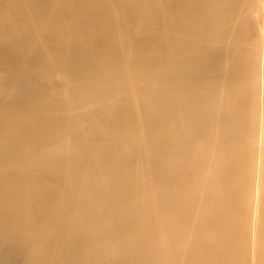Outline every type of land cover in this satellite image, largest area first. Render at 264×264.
I'll list each match as a JSON object with an SVG mask.
<instances>
[{
  "label": "bare ground",
  "instance_id": "1",
  "mask_svg": "<svg viewBox=\"0 0 264 264\" xmlns=\"http://www.w3.org/2000/svg\"><path fill=\"white\" fill-rule=\"evenodd\" d=\"M0 264H264V0H0Z\"/></svg>",
  "mask_w": 264,
  "mask_h": 264
},
{
  "label": "rangeland",
  "instance_id": "2",
  "mask_svg": "<svg viewBox=\"0 0 264 264\" xmlns=\"http://www.w3.org/2000/svg\"><path fill=\"white\" fill-rule=\"evenodd\" d=\"M15 30L18 31V32L21 31L20 28H16ZM116 77H119V75H115V76H113V78H116ZM113 78H112V79H113ZM123 78H125V79L128 80V81H132V82L140 83V84L146 86V87H147L148 89H150L152 92H156V91H158V90H160V89H169V88H167V87H165V88H159L157 85H154L152 82H151V83H148V82L144 81L143 79H139V78H137V77H135V76H130V75H128V74L123 75ZM104 82H105L106 84H108L110 81H109V80H104ZM147 83H148V84H147ZM39 95H41V92L39 93ZM20 98H23V97H22V96H16V97H15V99H20ZM29 154H30V153H25V154H24V155L26 156V159H29L31 156H33V154H31V155H29ZM64 216H65V217H68V214L65 212V213H64ZM13 226H18V227H20V226H23V223H22L20 220H18V221H16V222L13 224Z\"/></svg>",
  "mask_w": 264,
  "mask_h": 264
}]
</instances>
